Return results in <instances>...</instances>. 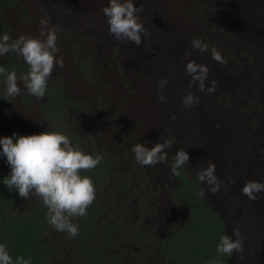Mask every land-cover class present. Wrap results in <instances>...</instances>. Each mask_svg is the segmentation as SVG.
<instances>
[{
  "label": "rangeland",
  "instance_id": "1",
  "mask_svg": "<svg viewBox=\"0 0 264 264\" xmlns=\"http://www.w3.org/2000/svg\"><path fill=\"white\" fill-rule=\"evenodd\" d=\"M33 1L0 0V37H38L47 9L75 8L70 0H50L45 10L46 0H39L40 10ZM137 1L152 6L153 18L208 66L207 81H225L205 100L203 113L209 135L237 144V164L223 156L224 166L216 168L221 190L208 192L196 178L197 155L206 143L193 142L194 123L179 109L162 107L160 81L136 59L140 47L99 36L74 20L57 23L49 17L52 25L62 26L57 59L62 57L64 66L54 68L42 99L26 89L15 98L0 95V138L55 131L85 153L102 155L97 167L81 172L92 179L96 199L86 216L72 218L79 234L71 238L48 223L40 199L22 198L3 184L11 168L0 156V243L14 262L23 256L31 264H208L219 255L220 237L238 227L245 238L244 260L234 253L219 256L220 264H264V193L253 201L237 191L250 179L264 182V0ZM195 38H203L209 51L191 49ZM127 44L140 55L130 53L134 48L129 51ZM212 47L225 64L212 59ZM0 66L15 71L18 80L29 71L15 52L0 56ZM5 79L0 74V92ZM193 91L206 96L198 82ZM165 139L172 142L165 149L167 162H136L133 145L152 148ZM182 147L194 167L181 168L177 176L172 156ZM156 207L162 209L157 217ZM218 210L228 218V228Z\"/></svg>",
  "mask_w": 264,
  "mask_h": 264
},
{
  "label": "clouds",
  "instance_id": "2",
  "mask_svg": "<svg viewBox=\"0 0 264 264\" xmlns=\"http://www.w3.org/2000/svg\"><path fill=\"white\" fill-rule=\"evenodd\" d=\"M144 10L143 4L137 7L133 0H108L102 12L106 17L109 34L121 43L132 42L140 47L144 39H150L151 36L142 22V17L138 15ZM39 23L38 37L23 34L15 39L7 34L0 37V56L15 52L23 58L29 68L27 74L18 80L15 71L7 72L5 67L0 66V74H6L5 87L0 95L15 98L26 89L29 95L42 99L54 68L64 66L63 58L57 59L60 51L57 45V33L62 30V26L52 25L48 17H42ZM191 49L203 54L209 51V46L203 38H195L191 41ZM210 54L219 64L226 63L217 48L212 47ZM186 55L190 56L191 52ZM185 71L191 77L189 86L198 82L199 90L206 94H214L220 86L215 80L212 81L211 87L206 86L209 68L205 64L189 60ZM18 81L23 82V88L18 86ZM168 82L167 78H162L157 88L161 93L159 100L163 103L168 101V96L164 94V87ZM200 102L201 98L191 91L182 98V103L189 109L198 106ZM170 147H172L171 140L165 139L152 148L136 143L131 151L136 162L141 166H155L167 162L168 153L165 149ZM0 148H2L0 156L7 158V164L11 168L9 175L3 179V184L9 190H17L22 198L29 199L30 195H34L40 199L47 209L48 223L57 231L66 232L71 238H75L79 234L78 226L72 222V218L86 216L87 209L96 199V189L92 179L82 176L81 172L97 167L102 162L103 156L85 153L74 147L68 136L55 131L25 136L14 133L11 137L0 138ZM189 159V153L183 147L180 148L172 156V173L179 176L181 168L194 167L188 164ZM196 178L207 185V190L212 195H216L221 190V182L216 175V165L210 158L207 159L206 167H200ZM239 190L243 196L254 201L264 193V182L250 179L242 188L238 186L237 191ZM200 194L203 196L205 192L202 190ZM219 213L228 228V218L222 211ZM244 239L238 227L233 228L232 235H222L216 247L219 255L210 259L208 264H220L219 256L231 257L234 253L243 261L244 257L240 254L243 252ZM0 264H31V260L19 256L14 262L6 244L0 243Z\"/></svg>",
  "mask_w": 264,
  "mask_h": 264
},
{
  "label": "bare ground",
  "instance_id": "3",
  "mask_svg": "<svg viewBox=\"0 0 264 264\" xmlns=\"http://www.w3.org/2000/svg\"><path fill=\"white\" fill-rule=\"evenodd\" d=\"M38 1L39 0H34L33 2L37 8H40ZM51 1L46 0L43 2V6L45 5V10L51 6ZM70 1L73 2L75 8H73L72 5L70 6V8L62 7L58 12L55 9H47L46 11H48V18L50 17L53 21L63 23H66L67 20H74L78 23H83L88 29L99 36H105L106 38L113 37V35L109 34V27L105 22L106 17L102 12V8L108 4V0ZM136 1L133 0L134 4L139 7L140 4H138V1ZM143 6L145 9L144 12L138 13V15L142 17L143 24L150 32V39L145 38L144 43L140 46V50H142L141 56H139L140 54H138L136 51V45L134 46L132 44H127V48H129V51H131V48H134V51H131L130 53L134 52L136 57L139 56L138 58H136L137 60L139 59L140 62L147 63V67L152 69L159 81L162 78L168 79L169 82L167 85H165L166 91L164 92V94L168 96V101L167 103H163L160 101V103L163 105L162 107L170 110L172 108L179 109V111H181L185 115L183 116L189 119L187 122L194 123L193 142L195 140L203 142L202 140H204V143H206L204 145V149L202 150L203 152L197 155L198 161L193 155L192 159L194 158L197 164L205 167L207 166V159L209 158L214 161L216 168L224 166L222 162L223 156L226 157L230 162L236 163L235 153H237V144L233 143L232 141L226 142L222 138L218 139V137L214 134L209 135L210 129L206 122L207 118L205 119L204 117L203 110L206 106L205 100L210 97V93L205 94L206 96H203L201 92L193 91L194 85L191 87L189 86L191 77L186 74L185 71L187 62L189 60H195L198 64L203 63L201 62V60L199 61V59L193 57L192 55H186V53L189 52L186 47L170 35V32L168 28L165 27V24L162 25L158 22V20L153 18L152 6L150 7L148 4H143ZM210 76L211 71L209 69L207 80L210 78ZM217 79L215 81H217L221 85H223V83L225 82L223 81V79L219 78V81ZM207 80L205 81V84L207 87H209V85H212V82H209ZM189 91L193 92L195 95L201 98L200 104L191 109L187 108L182 103V98L186 96ZM198 107L200 109H198ZM199 134L204 137H201ZM199 136L201 138L197 139ZM161 211L162 209L159 207V214H161Z\"/></svg>",
  "mask_w": 264,
  "mask_h": 264
},
{
  "label": "trees",
  "instance_id": "4",
  "mask_svg": "<svg viewBox=\"0 0 264 264\" xmlns=\"http://www.w3.org/2000/svg\"><path fill=\"white\" fill-rule=\"evenodd\" d=\"M157 213L159 214V212H158V209H157V207L154 209V212H153V214H154V216L155 217H157ZM160 215V214H159Z\"/></svg>",
  "mask_w": 264,
  "mask_h": 264
}]
</instances>
